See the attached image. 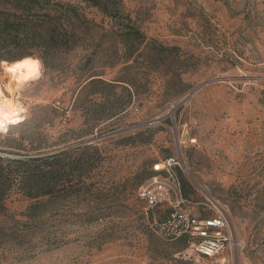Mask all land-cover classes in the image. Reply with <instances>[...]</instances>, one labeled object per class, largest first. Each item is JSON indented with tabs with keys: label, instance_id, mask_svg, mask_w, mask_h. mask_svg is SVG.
Returning <instances> with one entry per match:
<instances>
[{
	"label": "rangeland",
	"instance_id": "374dc122",
	"mask_svg": "<svg viewBox=\"0 0 264 264\" xmlns=\"http://www.w3.org/2000/svg\"><path fill=\"white\" fill-rule=\"evenodd\" d=\"M109 2L103 12L49 0L44 12L62 15L77 43L44 64L32 57L39 64L22 82L3 63L30 49L0 50V95L24 118L0 132V158L65 152L50 164L44 224L22 228L33 201L12 180L0 264H219L198 259L184 240L158 237L137 197L153 166L172 158L187 197L229 215L239 264H264V0ZM167 213L154 211L157 220Z\"/></svg>",
	"mask_w": 264,
	"mask_h": 264
},
{
	"label": "trees",
	"instance_id": "16d2710c",
	"mask_svg": "<svg viewBox=\"0 0 264 264\" xmlns=\"http://www.w3.org/2000/svg\"><path fill=\"white\" fill-rule=\"evenodd\" d=\"M106 12L110 0H79ZM49 0H0V6H9L19 15L0 10V50L9 46H27L28 52L23 58H38L43 64L45 56L52 51H68L76 45V34L67 26L60 24L61 16L44 12ZM64 14L72 13L75 20L79 15L68 6L54 5ZM135 38H141L137 31L130 32ZM21 58V59H23ZM18 59V60H21ZM15 60V61H18ZM1 61V59H0ZM13 61V62H15ZM12 63V62H11ZM65 152L59 155H64ZM57 156L36 159L5 160L0 158V215H6L5 200L8 197L12 180L16 179L22 195L33 202L21 214L25 221L21 223L23 229H31L45 223L44 215L53 198L54 171L50 164ZM31 168L32 171L27 169ZM14 169V170H13ZM23 170L25 175L15 172ZM15 176V178H14ZM14 180V181H16ZM182 184V194L188 198V193ZM84 183L77 177V187L82 189Z\"/></svg>",
	"mask_w": 264,
	"mask_h": 264
},
{
	"label": "built area",
	"instance_id": "2783aa9c",
	"mask_svg": "<svg viewBox=\"0 0 264 264\" xmlns=\"http://www.w3.org/2000/svg\"><path fill=\"white\" fill-rule=\"evenodd\" d=\"M177 167V158L153 166L151 177L137 188V197L144 202L153 232L168 241L186 238L190 251L200 260L239 264L242 245L229 215L206 197L201 201L184 197ZM165 206L168 213L157 220L154 211Z\"/></svg>",
	"mask_w": 264,
	"mask_h": 264
},
{
	"label": "bare ground",
	"instance_id": "6f19581e",
	"mask_svg": "<svg viewBox=\"0 0 264 264\" xmlns=\"http://www.w3.org/2000/svg\"><path fill=\"white\" fill-rule=\"evenodd\" d=\"M39 63L32 58H23L12 63H3V69L10 76V80L22 82L24 81L25 73H32L33 69ZM13 69V70H9ZM13 101H9L0 95V132L6 131L9 126L19 125L24 121L21 116V109L14 105Z\"/></svg>",
	"mask_w": 264,
	"mask_h": 264
},
{
	"label": "crops",
	"instance_id": "0c3cea01",
	"mask_svg": "<svg viewBox=\"0 0 264 264\" xmlns=\"http://www.w3.org/2000/svg\"><path fill=\"white\" fill-rule=\"evenodd\" d=\"M178 240H184V241H186L187 245L189 246L188 240L186 238H181V239H178Z\"/></svg>",
	"mask_w": 264,
	"mask_h": 264
},
{
	"label": "snow or ice",
	"instance_id": "6c2138e0",
	"mask_svg": "<svg viewBox=\"0 0 264 264\" xmlns=\"http://www.w3.org/2000/svg\"><path fill=\"white\" fill-rule=\"evenodd\" d=\"M10 71L13 70V69H9Z\"/></svg>",
	"mask_w": 264,
	"mask_h": 264
}]
</instances>
